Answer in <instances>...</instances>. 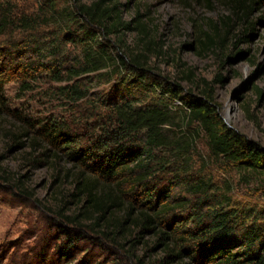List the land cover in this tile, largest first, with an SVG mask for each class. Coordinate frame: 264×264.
Returning a JSON list of instances; mask_svg holds the SVG:
<instances>
[{"label": "trees", "instance_id": "1", "mask_svg": "<svg viewBox=\"0 0 264 264\" xmlns=\"http://www.w3.org/2000/svg\"><path fill=\"white\" fill-rule=\"evenodd\" d=\"M132 1L0 0V118L14 114L9 84L19 99L41 89L43 110H60L26 115L6 134L8 150L30 146L27 163L72 180L78 211L55 220L65 236L57 250L70 257L90 242L110 251L112 264H264V206L239 205L191 166L203 134L214 158L264 178V147L225 123L209 89L185 99L180 85L154 73L148 57L160 52L148 23L139 11L123 17ZM220 2L228 16L192 25L188 47L198 54L236 49L255 30L250 18L262 0ZM127 33L140 38L137 49Z\"/></svg>", "mask_w": 264, "mask_h": 264}, {"label": "rangeland", "instance_id": "2", "mask_svg": "<svg viewBox=\"0 0 264 264\" xmlns=\"http://www.w3.org/2000/svg\"><path fill=\"white\" fill-rule=\"evenodd\" d=\"M19 1L30 5L35 3V0ZM262 1L261 5L255 6L250 18V24H255L250 41L218 54H198L188 45L192 42L194 23L208 24L229 15L220 0H213L211 7L201 0H187L186 3L182 0L132 1L131 10L124 12L123 17L130 21L139 11L144 16L143 21L148 23L152 33L150 38L158 44L153 46L154 50L160 52H152L148 57L149 66L156 75L168 83L180 85L185 99L202 96L203 91L209 89L225 123L264 147ZM125 42L135 50L140 38L135 33H127ZM238 51L243 52L244 57L232 59ZM40 90L21 99L16 84H9L5 90L9 100L6 106L14 114L8 115L6 110L0 118V264H112L113 254L90 242H82L77 251L72 250L70 257L57 250L65 236L57 229L55 220L64 222L59 214L72 217L78 211L75 201L69 197L73 191L72 180L57 178L56 169L44 164L27 163L24 158L31 152L30 146L8 150L11 138L6 135L7 131L21 128L26 115L45 119L60 111L50 106L43 110L39 105L40 97L35 95ZM0 109L3 110L1 103ZM174 129L179 135L183 132L181 127ZM67 152L66 149L63 153ZM40 153L37 152L36 157ZM64 160L65 157L59 163L62 172L69 167ZM191 166L195 176H204L215 186L231 191V197L239 205L264 206V178L237 170L226 161L214 158L203 134L196 137ZM23 190L31 195H26ZM85 225L89 223H80L83 228ZM74 228L77 227H71V233L76 232Z\"/></svg>", "mask_w": 264, "mask_h": 264}]
</instances>
